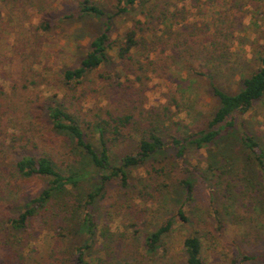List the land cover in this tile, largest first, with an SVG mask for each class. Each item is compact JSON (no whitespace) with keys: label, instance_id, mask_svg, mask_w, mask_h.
<instances>
[{"label":"rangeland","instance_id":"374dc122","mask_svg":"<svg viewBox=\"0 0 264 264\" xmlns=\"http://www.w3.org/2000/svg\"><path fill=\"white\" fill-rule=\"evenodd\" d=\"M80 1L0 0V86L8 95L13 83L27 70L39 83H47L31 86L32 91L45 98L54 93L62 97L60 72L78 64L103 25L95 18L60 19ZM91 1L103 7L107 16L115 12L116 0ZM156 4L161 11L177 13L175 21L158 25L154 51H142L136 56L145 70L140 80L135 74L128 76L132 90L121 107L127 108V101L135 99L139 125L153 120L160 124L163 136H187L205 128L217 110L211 82L234 94L240 90L241 79L257 69L264 45V0H156ZM45 17L58 20L50 33L39 28ZM136 17L143 18L139 14ZM130 27V17L117 18L113 38ZM126 79L122 76L121 81ZM102 94L103 97L87 99L84 109L107 106L111 95L107 91ZM116 103L110 106L115 108ZM165 106H169L170 116L163 110ZM243 121L264 149V100L244 115ZM140 127L135 125L132 136L112 148L116 160L137 151ZM229 140L211 153L190 151L185 157L190 172L182 169L181 162L170 153L163 155L172 171L170 176L191 179L195 194L187 201L185 191L172 178L161 205L145 214L140 233L130 226V195L111 183L105 195L97 199L98 231L86 258L88 264H187L183 241L190 235L201 239L205 264H264V183L252 162L246 160L247 152L239 140ZM223 154L232 156L234 170L219 180L213 208L207 166L211 160L219 159L220 163ZM146 170L147 167L136 168L132 174L146 176ZM19 179L0 174V264H71L85 236L64 214L49 217L47 224L40 218L34 220L26 232L9 227L8 220L46 185L40 180L20 183ZM133 202L140 203L137 199ZM180 212L186 221L175 222L163 247L153 257L148 256L144 237ZM9 248L20 249L23 259L12 256Z\"/></svg>","mask_w":264,"mask_h":264},{"label":"trees","instance_id":"16d2710c","mask_svg":"<svg viewBox=\"0 0 264 264\" xmlns=\"http://www.w3.org/2000/svg\"><path fill=\"white\" fill-rule=\"evenodd\" d=\"M137 14L142 15L144 21L138 19ZM176 15L169 10H159L156 0L154 3L152 0H116L115 12L107 16L100 5L81 0L75 9L60 19L95 18L103 21V25L88 43L78 64L60 72L62 97L54 93L45 98L32 91L31 86L47 83H39L27 70L13 83L9 95L0 86V174L15 175L20 178V183L32 180L46 183L25 202L17 216L8 220L12 230L26 232L34 220L40 218L47 224L49 217L64 214L85 236L83 244L76 248L71 264H88L86 258L95 245L98 231L97 199L105 195L111 183L130 195L127 199L132 201L127 205L133 216L130 226L140 233L145 214L161 205L165 189L175 178L170 176L172 171L163 155L170 153L173 159L181 162L182 169L190 172L185 166V157L190 151L211 153L232 138L239 140L247 152L246 160L252 162L258 178L264 183V149L246 130L243 121L244 115L264 100V45L257 69L241 79L237 93H227L211 82V93L218 102L217 110L205 128L187 136L173 133L163 136L160 124L153 120L139 125L135 99L127 101L130 104L127 108L121 107L132 90L128 76L135 74L140 80V73L145 70V65L137 61L136 56L142 51H154L152 45L156 44L158 25L172 24ZM121 17H130L132 27L113 38L114 23ZM57 23L58 20L45 17L39 28L50 33ZM146 58L149 60V54ZM112 66L114 69L111 70ZM122 76L127 79L121 81ZM103 91L111 95L110 103L85 110V101L103 97ZM114 102H117L115 108L110 106ZM163 110L170 116L169 106ZM135 125L141 126L137 151L116 160L112 148L131 137ZM231 158L230 154H223L220 163L219 159L211 160L207 166L213 208L219 180L234 170ZM146 167V176H133V169ZM174 181L185 191L187 201H191L195 194L193 181L178 177ZM134 199L140 203L134 204ZM186 219L180 212L177 217L166 218L159 228L147 234L144 237L146 254L156 255L174 223ZM183 246L187 264H205L203 244L198 236H188ZM9 251L12 256L23 259L20 249L9 248Z\"/></svg>","mask_w":264,"mask_h":264}]
</instances>
